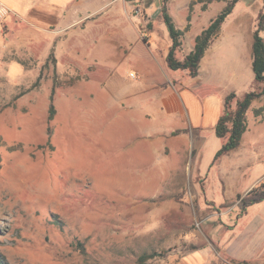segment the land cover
Instances as JSON below:
<instances>
[{"label": "rangeland", "instance_id": "1", "mask_svg": "<svg viewBox=\"0 0 264 264\" xmlns=\"http://www.w3.org/2000/svg\"><path fill=\"white\" fill-rule=\"evenodd\" d=\"M116 1L94 14L98 29L67 36L0 14V254L8 264H135L145 251L163 255L150 264H244L224 252H264V201L242 215L237 199L264 175V112L258 123L253 109L264 100L247 108L240 145L217 156L225 138L211 125L197 138L183 103L162 106V93L193 80L164 60L162 0H127L129 18ZM166 3L176 28L190 17L180 61L226 6ZM261 11V0L236 2L189 93L222 102L234 90L233 110L259 91L248 60Z\"/></svg>", "mask_w": 264, "mask_h": 264}, {"label": "crops", "instance_id": "2", "mask_svg": "<svg viewBox=\"0 0 264 264\" xmlns=\"http://www.w3.org/2000/svg\"><path fill=\"white\" fill-rule=\"evenodd\" d=\"M113 1L114 0H0V14H8L9 17H7V19L9 21H11L13 18H16L21 21L27 22V24L30 25V27L34 30L33 32L37 35H39L40 28H47L51 29L50 31H52V33L61 36L62 34L66 35L75 33L76 30H80V28L82 31H94L98 29V21L94 18V14L97 10L102 9L106 5L113 3ZM116 2L119 6L118 11L124 12L126 17L129 18L130 15L127 13V5L129 4V2H127V0H117ZM150 16V14L146 15V19H151ZM115 17L116 16H111L108 19L109 21H113ZM252 43L253 36L251 38V58L248 60V62L252 61ZM166 51L164 52L163 56L167 54ZM206 51L207 48L198 64L197 75L195 77H191L193 79L192 81L184 82L182 80H179L178 89H180V91L177 89L176 94L162 93L160 96L162 106L167 110V112L173 111L175 107L179 108V101L183 103L187 114L186 118L183 116L184 120H187L185 124L189 125V127H191L196 132L197 138H200L202 129L204 127L203 125H205L206 123V127H209L211 125L214 130V125L223 111L222 104L224 106L225 97L231 92L234 93V90H229L228 93L225 94L222 102H220L215 96L212 95H204L200 98L196 95L191 94L192 91H200L202 83L207 78V73L202 72L200 67L203 62V59L205 58ZM164 57H166V55ZM183 72H185L184 74L188 76L187 71L183 70ZM202 75L204 77H202ZM180 78L182 77H178V79ZM189 91L191 93H189ZM260 99L264 100V96L255 100ZM255 100H253V102ZM258 107L259 106L254 108ZM257 122H261V119L259 117H257ZM247 130L248 126L246 127L244 133ZM172 132H170V134ZM244 133L241 136L239 145L241 143ZM262 180H264V175L259 176L258 178L253 180L242 194L237 195V199L238 197H242L243 195H245L249 190H251ZM244 214H246V212L242 215ZM242 215L237 218L235 226L237 225V222L242 217ZM235 229L236 227H234V230ZM192 248V250L196 249L195 247ZM224 253L232 261H240L244 264H264V252L257 254V256L254 258L251 257L245 259H237L232 256H229V254L227 253V248Z\"/></svg>", "mask_w": 264, "mask_h": 264}, {"label": "trees", "instance_id": "3", "mask_svg": "<svg viewBox=\"0 0 264 264\" xmlns=\"http://www.w3.org/2000/svg\"><path fill=\"white\" fill-rule=\"evenodd\" d=\"M213 1H225L226 6L220 10L204 27L199 34L194 37V44L192 50H190L183 60H177L174 56L176 48L181 46V36L189 29L190 17H187V24L183 29H178L174 26L172 18L168 13L166 5L167 0H162L161 16L164 23L167 26L169 35L171 37V44L168 48V52L165 57L166 65L171 70L187 71L188 76L195 77L198 73V64L208 47L209 43L215 38L221 28L222 23L227 16L232 12L236 2L238 0H190V10L193 5L200 4L201 10H206L208 5ZM262 1V11L258 14V21L256 28L253 31V43H252V61L251 67L254 74V79L260 83L259 91L247 92L242 100H237L235 108L230 110V102L235 98V93H229L224 99V106L221 115L218 117L214 125V134L218 138H225V142L218 150L217 156L224 152L230 151L239 145L240 139L247 127L245 112L251 105L253 100L264 96V40L262 37V31L264 29V0ZM256 117H261L264 112V108H253ZM53 106L51 105L48 111V121L53 118ZM51 129H48L50 135ZM238 207L240 208V214L246 212V209L255 203L264 201V183L259 184L249 190L245 196L238 197ZM163 256L161 253L150 251L142 252L138 255L135 264H150V260L156 257ZM0 264H8L3 256L0 254Z\"/></svg>", "mask_w": 264, "mask_h": 264}]
</instances>
